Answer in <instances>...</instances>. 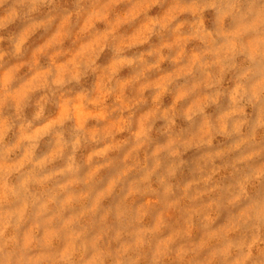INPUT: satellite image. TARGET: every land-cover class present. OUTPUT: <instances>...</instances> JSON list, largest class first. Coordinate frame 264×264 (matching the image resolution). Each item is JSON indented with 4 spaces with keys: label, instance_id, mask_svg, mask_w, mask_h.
I'll return each mask as SVG.
<instances>
[{
    "label": "rangeland",
    "instance_id": "374dc122",
    "mask_svg": "<svg viewBox=\"0 0 264 264\" xmlns=\"http://www.w3.org/2000/svg\"><path fill=\"white\" fill-rule=\"evenodd\" d=\"M0 264H264V0H0Z\"/></svg>",
    "mask_w": 264,
    "mask_h": 264
}]
</instances>
